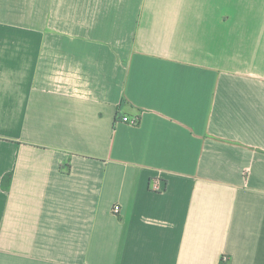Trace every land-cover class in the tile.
<instances>
[{
	"label": "crops",
	"instance_id": "obj_1",
	"mask_svg": "<svg viewBox=\"0 0 264 264\" xmlns=\"http://www.w3.org/2000/svg\"><path fill=\"white\" fill-rule=\"evenodd\" d=\"M0 264H264V0H0Z\"/></svg>",
	"mask_w": 264,
	"mask_h": 264
},
{
	"label": "trees",
	"instance_id": "obj_2",
	"mask_svg": "<svg viewBox=\"0 0 264 264\" xmlns=\"http://www.w3.org/2000/svg\"><path fill=\"white\" fill-rule=\"evenodd\" d=\"M124 120V119H123ZM10 180H11V174L7 175L6 177H4L1 181V187L4 189V190H7L8 189V186H9V183H10Z\"/></svg>",
	"mask_w": 264,
	"mask_h": 264
},
{
	"label": "built area",
	"instance_id": "obj_3",
	"mask_svg": "<svg viewBox=\"0 0 264 264\" xmlns=\"http://www.w3.org/2000/svg\"><path fill=\"white\" fill-rule=\"evenodd\" d=\"M124 121H127V119L124 118ZM129 123L131 125H135L136 124V120L129 121ZM112 212H113V214L117 215L120 212V208L118 206H114L113 209H112ZM223 260H225V259H223Z\"/></svg>",
	"mask_w": 264,
	"mask_h": 264
}]
</instances>
